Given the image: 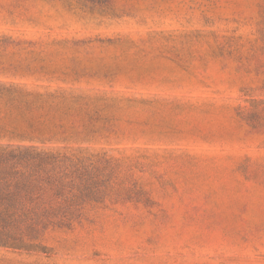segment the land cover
I'll return each instance as SVG.
<instances>
[{"label":"rangeland","instance_id":"obj_1","mask_svg":"<svg viewBox=\"0 0 264 264\" xmlns=\"http://www.w3.org/2000/svg\"><path fill=\"white\" fill-rule=\"evenodd\" d=\"M107 1L0 0V34L105 41L57 60L109 72L77 86L121 99L123 160L83 225L0 264H264V0Z\"/></svg>","mask_w":264,"mask_h":264},{"label":"trees","instance_id":"obj_2","mask_svg":"<svg viewBox=\"0 0 264 264\" xmlns=\"http://www.w3.org/2000/svg\"><path fill=\"white\" fill-rule=\"evenodd\" d=\"M76 1L90 13L108 2ZM95 42L105 43L0 34L2 249L47 252L46 235L83 225L87 205L108 195L122 167L123 160L109 154L118 149L99 144L118 133L110 112L121 99L77 86L81 78L109 72L57 60L61 51Z\"/></svg>","mask_w":264,"mask_h":264}]
</instances>
